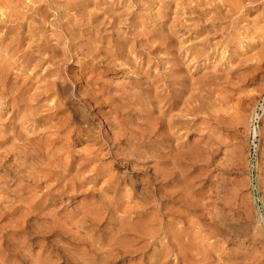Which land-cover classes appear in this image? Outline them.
<instances>
[{"label": "rangeland", "instance_id": "rangeland-1", "mask_svg": "<svg viewBox=\"0 0 264 264\" xmlns=\"http://www.w3.org/2000/svg\"><path fill=\"white\" fill-rule=\"evenodd\" d=\"M30 1H1L0 31L62 21L80 52L32 73L60 131L13 129L0 98V264H264V0Z\"/></svg>", "mask_w": 264, "mask_h": 264}, {"label": "bare ground", "instance_id": "bare-ground-1", "mask_svg": "<svg viewBox=\"0 0 264 264\" xmlns=\"http://www.w3.org/2000/svg\"><path fill=\"white\" fill-rule=\"evenodd\" d=\"M3 1V0H0V2ZM14 1H17V0H14ZM27 2L29 0H26ZM49 1V4L50 5H54L55 4V0H48ZM68 1V0H67ZM194 1V0H193ZM192 1V2H193ZM196 1V0H195ZM204 1V0H202ZM215 1V0H214ZM222 3L221 4H224V5H227V2H230V4H233V5H238L239 3V0H221ZM30 2H32L34 5L36 4L35 3V0H31ZM121 2V1H120ZM137 2V1H136ZM151 2V1H150ZM188 2V1H186ZM185 2V3H186ZM198 4L200 3L198 0H197ZM217 2V1H216ZM166 3V2H165ZM181 3V2H180ZM211 3V2H210ZM247 3V2H246ZM14 4V3H12ZM31 4V3H30ZM69 5L67 7H65V11L63 12V14L65 15L66 13L65 12H68L66 9H76V11H79L82 13V16H86L85 14V10L90 8L92 5L97 7L98 8V4L96 2H89V4L87 5L86 4V9L85 7L82 8V6L84 5L83 1L82 3L79 2V1H72V2H69L68 3ZM120 6L122 3H119ZM190 4V3H189ZM192 4V3H191ZM190 4V5H191ZM117 5V4H115ZM138 5V4H137ZM160 5V4H159ZM162 5V4H161ZM216 7H220L218 4H215ZM213 6V5H212ZM245 6V5H244ZM256 6V5H255ZM26 7V6H25ZM107 6H104V9L106 8ZM156 7V6H155ZM178 7V6H177ZM183 7V6H182ZM209 7V6H206V8ZM231 7V6H230ZM248 7V6H247ZM254 7V6H253ZM103 8V7H102ZM101 8V9H102ZM111 8V7H110ZM128 8V7H127ZM189 8V7H188ZM191 8V7H190ZM201 8V7H200ZM215 8V7H214ZM5 9V8H4ZM37 11L41 12L43 10V7L39 6V7H36L35 8ZM46 9V8H44ZM96 9V8H95ZM131 9V8H130ZM187 9V7H186ZM213 9V8H212ZM224 9V7H223ZM222 9V10H223ZM9 10V9H8ZM109 10V9H108ZM123 10V9H122ZM136 10V9H135ZM159 10V9H157ZM174 10V8H173ZM181 10V9H180ZM195 10V9H194ZM220 10V9H219ZM230 10V9H229ZM244 10V9H243ZM246 10V9H245ZM138 11V10H137ZM156 11V10H155ZM221 11V10H220ZM11 12V11H10ZM115 12V11H114ZM113 12V13H114ZM159 12V11H158ZM157 12V13H158ZM186 12V11H184ZM197 12V10H196ZM228 12V11H227ZM2 13V12H1ZM9 13V11H8ZM33 13V12H32ZM44 13V12H43ZM57 13V12H56ZM89 15H97L96 13L90 11L88 12ZM98 13V12H97ZM232 13V12H231ZM101 14V13H100ZM117 14H119L117 12ZM185 14V13H184ZM225 14H226V11H225ZM34 15V14H33ZM223 15V14H222ZM234 15V14H232ZM236 15V14H235ZM240 15V14H239ZM10 16V15H9ZM13 16V15H12ZM11 16V17H12ZM24 16L25 14L22 15L21 19L23 18L24 19ZM117 16V15H116ZM190 16V15H189ZM210 16V15H209ZM227 16V14H226ZM36 17V15H35ZM39 17V16H38ZM74 17V16H73ZM176 17V16H175ZM194 17V16H193ZM202 17V16H201ZM215 17V16H213ZM19 17H17L16 19H18ZM45 18V17H44ZM55 18V17H54ZM58 18V17H57ZM161 18V17H160ZM2 19V18H1ZM6 19V18H5ZM37 19V20H36ZM38 19L39 18H35V20L37 21V23H41L43 21H39L38 22ZM41 19V18H40ZM53 19V18H52ZM84 19V18H83ZM91 19V18H89ZM145 21V19H143ZM2 21H6V20H3ZM52 21V20H51ZM163 21V20H162ZM173 21V20H172ZM229 21V20H228ZM29 22V21H28ZM88 22V21H87ZM106 22V21H105ZM141 22V21H140ZM182 22V21H181ZM223 22V21H222ZM74 23V22H73ZM123 23V22H122ZM186 23V22H185ZM212 23V22H211ZM224 23V22H223ZM13 24V23H12ZM43 24V23H42ZM48 24V23H47ZM121 24V23H120ZM208 24V23H207ZM33 25V24H32ZM46 25V23H45ZM56 28H59L60 29V33L58 32H55L54 34H51V35H43L42 33H45L43 28H46V27H38V26H32L28 29L29 30V35H25L24 31L22 30L23 27H6V32H5V29L4 31H0V56H1V59H0V98H4V99H7L8 101V104L10 105L11 109L13 110V112L15 113L16 112V116L19 117L20 119V124H17L16 122L14 123L13 125V129H18L19 125H22V122L24 121V119H28L26 113L27 112H32V115H30L29 117H32V119L34 121H38V122H44L45 124L47 125H51L49 127V129L51 128H57L58 131L61 130L60 127H58V123H53V121L55 120V117L59 118L58 116L60 114H64L65 111H66V108L65 105L68 104L66 101H64L63 104H59V106H57L56 108V112L54 114H51V115H41V113L39 112V110H36L33 112V110H35L36 106H35V102H38L39 99H37V97L39 96L37 93L33 92L34 90V86L33 84H31V80L33 78V74L32 73H35V75L38 74V71L40 69H42L49 61H54L55 64H59V63H62V64H59V67L57 68L58 70H56V74H59L60 76L61 75H64V72H66V70L64 69V66L68 65V62L69 60L67 59H60L57 61L58 59V54H62V51H63V54L67 57H69L70 55V52H75V54L77 53V56H78V53L80 52L78 48H75L73 49V47H75L73 45V39H72V36L69 32V28H66L65 27V24L64 22L60 21V23H54L53 24ZM92 25V24H91ZM112 25V24H111ZM109 25V26H111ZM185 25V24H184ZM186 25H189V24H186ZM199 25V24H198ZM197 25V26H198ZM223 25V24H222ZM19 26V25H18ZM48 26V25H47ZM103 26V25H102ZM101 26V27H102ZM175 26V24H174ZM195 26V25H194ZM29 27V26H28ZM214 27V26H213ZM182 28V27H180ZM26 29V28H25ZM154 29V28H153ZM192 29V28H191ZM3 30V29H2ZM117 30V29H116ZM172 30V29H171ZM182 30V29H181ZM213 30V29H212ZM93 31V30H92ZM118 31V30H117ZM147 31V30H146ZM155 31V30H153ZM214 31V30H213ZM216 31V30H215ZM115 32V31H114ZM148 32V31H147ZM209 32V31H208ZM212 32V31H211ZM13 33H17L15 36L16 38L14 37H11V34ZM82 33V32H81ZM123 33V32H122ZM121 33V34H122ZM140 33V32H139ZM150 33V32H149ZM222 33V32H221ZM158 34V33H157ZM211 34V33H209ZM152 35V34H151ZM150 35V36H151ZM214 35V34H213ZM257 35V34H255ZM35 36H38L37 39H34ZM69 37V43L66 39V37ZM186 36V35H185ZM210 36V35H209ZM179 37V36H178ZM189 37V36H188ZM187 37V38H188ZM30 38V41L27 42V39ZM84 38V37H83ZM11 40V41H7V40ZM118 39V38H117ZM164 39V38H163ZM168 39V38H167ZM180 39V38H179ZM208 39V38H207ZM54 40H57V42L53 43ZM89 40V39H88ZM140 40V39H139ZM147 42V41H146ZM169 42V41H167ZM257 42V41H256ZM26 44H28V47L26 46V48H23V46ZM180 43V42H179ZM190 44V43H189ZM14 45V46H13ZM62 45L64 47H62ZM181 45V44H180ZM179 45V46H180ZM262 45V44H261ZM264 45V44H263ZM89 46V45H88ZM87 46V47H88ZM100 46V45H99ZM60 47H62V51H60L59 53V50ZM151 47V46H150ZM164 48V46H162ZM80 48V47H79ZM166 48V47H165ZM171 48V47H170ZM203 48V47H202ZM258 48V47H257ZM82 50V49H80ZM89 51H96V50H91L89 49ZM88 51V53H90ZM166 51V50H165ZM12 52V54H11ZM105 52V51H104ZM107 52V51H106ZM6 53V54H5ZM108 54V52H107ZM155 54V53H154ZM13 56V58H11V60L9 61V56ZM96 55V54H95ZM162 55V54H161ZM61 56V55H60ZM167 56V55H166ZM16 57V59H15ZM86 57V56H85ZM133 57V56H132ZM65 58V57H64ZM87 58V57H86ZM112 58V57H111ZM147 59V58H146ZM149 59V58H148ZM73 60V59H72ZM140 60V59H139ZM73 62V61H71ZM208 62V61H207ZM101 63V62H100ZM75 64V63H74ZM98 65V64H97ZM125 65V64H124ZM151 65V64H150ZM119 66V65H118ZM204 66V64H203ZM16 68L18 72H13V68ZM55 68V67H54ZM91 68L94 70V71H91V72H96L95 70V66L92 64L91 65ZM98 68V67H97ZM123 68V67H122ZM33 72H30L29 70H31ZM213 70V69H212ZM23 71V72H22ZM54 71V70H53ZM51 69L48 70V72H53ZM82 71V70H81ZM211 71V70H210ZM55 72V71H54ZM76 72H79L78 70H76ZM141 72V71H140ZM256 72V71H255ZM78 75V74H77ZM76 75V76H77ZM75 76V77H76ZM75 77H71V79L76 82L77 79H75ZM63 80V78H62ZM147 81V80H146ZM34 82V81H33ZM68 82V79H66V83ZM82 82V81H81ZM89 82V80H88ZM86 84V86L83 85L81 86L80 90H79V93L81 94V97L83 96H89L90 95V91H92V89L90 88L89 84ZM248 82V81H247ZM78 83V82H77ZM83 83V82H82ZM50 86H54L55 88L58 87L61 91H64L65 93L68 92V89L67 87H65L63 84H59L61 86H58V82L57 81H52L49 83ZM78 87V86H77ZM59 89H55L54 91V95L57 94V95H60L59 93ZM75 89V88H74ZM131 89V87H130ZM252 89V88H251ZM258 89V88H257ZM127 90V89H126ZM253 90V89H252ZM251 90V91H252ZM60 91V92H61ZM136 91V90H135ZM250 91V90H249ZM248 91V92H249ZM261 91V90H260ZM259 91V92H260ZM90 92V93H89ZM124 92V91H123ZM194 92V91H193ZM102 93V92H101ZM215 93V92H214ZM254 94V93H253ZM53 95H49L47 94L46 95V99L48 98H51ZM244 96V95H243ZM82 97V98H83ZM115 97V96H114ZM112 99V98H111ZM84 101H87V102H90L91 99L90 98H84ZM124 102V101H123ZM125 103V102H124ZM37 104V103H36ZM52 104V103H51ZM100 104V103H99ZM105 104V103H104ZM123 104V103H122ZM126 104V103H125ZM164 106V105H163ZM212 108V107H211ZM257 109V108H256ZM196 110V109H195ZM194 111V110H193ZM203 111V110H202ZM211 111L213 112V109H211ZM12 112V111H11ZM194 113H196V111H194ZM56 114V115H55ZM184 114V113H183ZM186 114V113H185ZM203 114V113H202ZM205 114V113H204ZM211 114V113H210ZM253 114V112H252ZM215 115V114H214ZM224 115V114H223ZM226 115V114H225ZM162 117V116H161ZM208 117V116H206ZM163 118V117H162ZM172 120V118H171ZM120 123V122H119ZM143 123V122H142ZM170 123V122H169ZM211 123V122H210ZM209 123V124H210ZM212 124V123H211ZM242 124V123H241ZM106 125V124H105ZM143 125V124H142ZM170 129V128H169ZM125 130V129H124ZM211 130V129H210ZM214 133V132H213ZM120 134V133H119ZM182 134V133H181ZM3 135V134H2ZM12 135V134H11ZM25 135V134H24ZM24 135H21V136H24ZM27 135V134H26ZM95 137V136H94ZM135 137V136H134ZM23 138H26L25 136ZM14 139V138H13ZM70 137L68 136L67 137V140L69 141ZM95 139V138H92V140ZM9 141H11V138L8 139ZM23 140V139H22ZM25 140V139H24ZM123 141V139H122ZM19 142V141H18ZM55 143L56 141L55 140H51L50 139V144L51 145H54L55 146ZM2 142H0V146H1ZM20 144V143H18ZM23 144V143H22ZM89 145V144H88ZM31 147V146H30ZM87 147V146H85ZM36 148V147H35ZM64 148V147H63ZM98 148V147H97ZM208 148V147H207ZM213 148V147H212ZM211 148V149H212ZM8 151V149H6ZM214 150V148H213ZM63 151V150H62ZM65 151V150H64ZM70 151V150H69ZM4 152V151H3ZM67 152V151H66ZM85 152V151H84ZM148 152V151H147ZM215 152V151H214ZM214 152H211V153H214ZM67 154V153H66ZM215 154V153H214ZM84 156V155H83ZM92 156V154H91ZM3 157V154L0 153V169L4 167V161L2 159ZM11 157V156H10ZM16 157V155H15ZM82 157V156H81ZM182 158V157H180ZM9 159V158H8ZM13 159V158H12ZM82 159V158H81ZM171 159V158H170ZM212 159V157H211ZM7 160V159H6ZM79 160V159H78ZM208 160V159H207ZM230 160V159H229ZM17 161V160H16ZM201 161H202V158H201ZM200 162V161H199ZM14 163V162H13ZM17 166L18 164L15 163ZM207 164V163H206ZM21 165V163H20ZM19 165V166H20ZM12 166V165H11ZM21 168V167H20ZM56 168V166H55ZM23 169V167H22ZM188 169V168H187ZM21 170V169H20ZM177 170V169H176ZM55 173V171H53ZM24 173V172H23ZM61 173V172H60ZM172 173V172H171ZM263 173V172H262ZM17 175V174H16ZM175 175V173H174ZM21 176V175H20ZM73 176V175H72ZM49 177V176H48ZM55 178V177H54ZM8 180V179H7ZM20 181V180H19ZM9 182V181H8ZM7 182V183H8ZM21 183V182H20ZM9 185V184H8ZM6 186V185H5ZM13 186V185H12ZM241 186V185H240ZM241 188V187H240ZM6 191H8V189H5ZM62 192V191H61ZM4 197V196H2ZM175 197V196H174ZM12 201V198L10 199ZM188 200V199H187ZM2 202V200H0ZM3 203V202H2ZM28 206V205H27ZM24 207V206H23ZM26 207V206H25ZM7 210V209H6ZM15 210V209H14ZM7 212V211H6ZM53 213V212H52ZM29 214V213H28ZM56 219V218H55ZM201 219V218H200ZM231 221V220H230ZM44 223V222H43ZM228 225V224H227ZM52 226V225H51ZM50 227V226H49ZM51 228V227H50ZM53 228V226H52ZM14 229V228H13ZM56 229V228H55ZM54 231V230H53ZM246 232V231H245ZM62 233V231H61ZM72 236V235H71ZM67 237V236H66ZM191 239V238H190ZM189 240V239H188ZM70 250V249H69Z\"/></svg>", "mask_w": 264, "mask_h": 264}]
</instances>
